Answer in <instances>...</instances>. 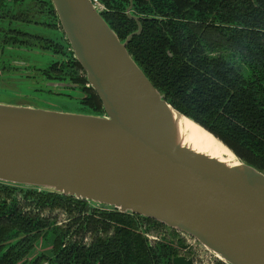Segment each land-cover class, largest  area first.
Listing matches in <instances>:
<instances>
[{"label": "water", "instance_id": "1", "mask_svg": "<svg viewBox=\"0 0 264 264\" xmlns=\"http://www.w3.org/2000/svg\"><path fill=\"white\" fill-rule=\"evenodd\" d=\"M51 2L103 113H85L76 100L47 94L45 87L56 82L40 91L32 87L37 79L2 77L0 183L151 219L196 239L224 264H264V171L152 85L127 51L141 33L139 19L138 31L121 41L92 0ZM183 119L235 161L191 147Z\"/></svg>", "mask_w": 264, "mask_h": 264}, {"label": "trees", "instance_id": "2", "mask_svg": "<svg viewBox=\"0 0 264 264\" xmlns=\"http://www.w3.org/2000/svg\"><path fill=\"white\" fill-rule=\"evenodd\" d=\"M99 1L106 8L102 17L121 41L137 30L125 14L129 0ZM132 11L143 17L142 31L129 42L127 51L152 85L174 109L221 140L241 160L264 171V0H133ZM56 22L51 0H0V43L14 40L29 47L25 54L45 57L29 64L39 76L26 75L28 82L54 80L48 73L61 72L67 65L65 58L79 66L72 52L52 53L59 55L57 59L41 53L54 42L55 33L50 34V30ZM42 30H48L45 38L30 32ZM16 56L7 54L9 59ZM30 68L0 59V70ZM83 92L84 98L75 101L81 110L102 114V103L94 90ZM15 188L41 208L75 203V208L68 210L70 215L83 210L87 213V207L92 206L73 197L0 183L6 198ZM101 209H92L82 221L80 217L73 219L75 234H83L85 228H99L104 234L90 246L70 241L62 248L65 234L59 232L50 256H32L37 238L45 240L49 233L47 222L31 211L23 212L14 199L9 203L0 199V264H185L171 245H148L138 226L143 221L156 224L154 221L113 208Z\"/></svg>", "mask_w": 264, "mask_h": 264}, {"label": "flooded vegetation", "instance_id": "3", "mask_svg": "<svg viewBox=\"0 0 264 264\" xmlns=\"http://www.w3.org/2000/svg\"><path fill=\"white\" fill-rule=\"evenodd\" d=\"M96 1L103 7L102 12L106 11V8L104 7V5L99 0H96ZM132 4H133V0H129V6L126 9L125 14L129 18V20H132L136 23V26H137L136 31H138V25H137V22L135 21V18L139 19L138 22L141 26V19H143V17L133 14ZM54 12H55V10H54ZM55 15H56V13H55ZM56 17H57V15H56ZM53 30L61 32L62 36H57V34H55L52 38L54 42L51 44H48L46 46L47 49L42 50L41 53L50 55L51 57H54V59H57L55 56H58V58H59V55H56V54H59L61 52L65 53L66 55L70 54L72 51L70 49V45H69L65 35L63 34V32L61 30V27H60V24L58 21V17H57L56 26ZM141 31H142V26H141ZM60 37H62V38H60ZM18 38L21 39L22 41H27L26 40L27 38H25V37L19 36ZM32 41L33 42H31V44H33L35 42V40H32ZM68 45H69V47H68ZM31 47H33V46H31ZM22 48L28 49L29 47L24 46V44L16 43L14 40H9L5 44L0 43V59L1 60L8 59V61H10L11 65H14L17 67H22V68L29 67L30 68L31 66H25V65H29L30 63L28 64L25 62H21L17 58L9 59V58H12V56L7 58L8 53H10L13 56L18 54L19 52L24 53L23 52L24 50H21ZM54 52L56 54H52ZM35 53H38V51H35ZM64 57H66V56L64 55ZM73 58L76 61L74 55H73ZM60 59H63V58H60ZM64 61L66 62L67 65L64 64V66L61 67L62 68L61 72H50V73H48V75L55 78L54 80H49V81L45 80V79L43 80L44 84L46 82H53V83L56 82L57 86L54 88H51V89L48 87H45V89H48V91H50V92L55 91L56 93H59L60 95H63V96L65 95L66 97L67 96L70 97V96L67 95V93L65 94V92H68V91L74 92V93L78 92L80 95L79 99H83L84 98V92L83 91L85 89L91 88L87 82L86 73L84 72V70L82 69V67L80 65H79L80 67L77 65H74V62L72 61V59L65 58ZM18 70H20L24 73L31 71L30 74H38L37 77L39 76V73L36 71L35 68H30V70L29 69H26V70L18 69ZM8 72H12V71L10 69H3V70L1 69L0 70V76L2 74L8 73ZM44 75H46V74H44ZM34 77H36V76H34ZM70 98H72V97H70ZM79 99L76 98V100H79ZM0 199H7V203H9L11 201V199H14L16 201L19 209H21L23 212L31 211L33 216H37L39 218V220L47 222V227L49 228L48 229L49 233L44 237L45 240H47V238L50 234L53 235L54 241L57 239L56 236L59 234V232L61 234L62 233L65 234L64 237L62 238V246H61L62 248H65L70 241L77 242L78 244H80L82 246L88 247V246H90V244L93 242V240L97 236H103L104 235L101 232V230H99V228L96 231L85 228L83 234H79V233L75 234L77 231V226L73 227V224H74L73 219L74 218L80 217L81 221H82V220H84V216H86V214H88L89 212H92V209H97V210H102V209H98V208H94V207L93 208L90 207V209H89V207H87V210H86L87 213H85L83 210V212H75V213H73V215H70V214H68V210L70 208H75V206H76L75 203L68 202L65 205L66 207L62 205L61 207L55 206L54 208H49V207L41 208V206L37 205V202H34V200L25 199V192L19 188H15L12 191V195L10 198H6V195L3 191L0 192ZM63 207H65V208H63ZM55 211H61L65 215L66 219H65L64 223L57 221L56 216H54V217L51 216V214L54 213ZM23 212H21V213H23ZM47 212L49 213V215H46ZM133 215H135V214H133ZM154 222L156 224L145 223L143 221V222L139 223V226H138V231L142 233L143 237L147 240V243L150 247L155 248L157 245L162 244V243L169 244L174 249L177 250L178 256L184 260L185 264H224V263L220 262L219 260H218V262L217 261L212 262L211 259L214 256H212L208 252L205 253L206 255H203V253H200L198 246L199 245L203 246V245L200 244L196 239H194L188 235H185V234H183L177 230H174L168 226L160 224L156 221H154ZM53 230H55V231H53ZM67 231H69V232L67 233ZM109 234L111 235L112 233L110 232ZM39 239H43V238L42 237L37 238V240H39ZM37 240H36V242H37ZM53 240L51 242V247H53V244H54ZM193 241H195L196 243L191 244ZM37 254H41V253L38 252V250L36 248V250H35L34 254H32V256L37 255ZM42 254H44V253H42ZM45 256L48 257L47 255H45Z\"/></svg>", "mask_w": 264, "mask_h": 264}, {"label": "rangeland", "instance_id": "4", "mask_svg": "<svg viewBox=\"0 0 264 264\" xmlns=\"http://www.w3.org/2000/svg\"><path fill=\"white\" fill-rule=\"evenodd\" d=\"M32 19H36V18H34V16L32 17ZM37 21H39V20H37ZM45 21H48V19H45ZM53 21V20H52ZM35 23V22H34ZM31 32V34L32 35H34V36H41V37H43V38H45V33H47L48 32V30H42L41 32H38V31H30ZM51 33H55V34H57V36H62V34H61V32H59V31H56V30H50V34ZM49 34V35H50ZM48 35V36H49ZM21 50H24L23 48L21 49ZM16 56V55H15ZM58 57V56H57ZM16 58L19 60V61H21V62H25V63H38V62H40V61H43L44 59H45V57H43V56H39V55H36V54H34V53H31V52H27V54H25V53H21V52H19L18 54H17V56H16ZM21 59V60H20ZM22 74H24V76H26V75H29L28 74V72H25V73H23L22 71H20V70H15V71H12V72H8V73H5V74H2L1 76H0V80H1V78L2 77H4V76H9V75H19V76H21ZM31 75V77H33V76H36V78H37V75L38 74H30ZM10 81L11 80H8V84H10ZM1 82V81H0ZM0 84H4V82H1ZM0 86H3V85H0ZM8 86H11V84L10 85H8ZM45 86V84L43 83V82H38L37 84L35 83V85L33 84L32 85V87L34 88H41L40 89V91H46V90H43L42 88ZM67 93V95H69L70 97H72L73 98V100H76V98L77 99H79L80 98V95H79V93L78 92H65V94ZM72 98H71V100H72ZM92 207V206H91ZM93 208V207H92ZM94 208H98L97 206H95ZM98 209H101V208H98ZM46 215H49V213L47 212L46 213ZM51 216L52 217H54V216H56V220L57 221H59V222H61V223H64L65 222V219H66V217H65V215L61 212V211H55L54 213H52L51 214ZM52 240H53V235L52 234H50L49 236H48V238H47V240H43V239H39V240H37V250H38V252H40V253H44L45 255H47V256H49V255H51L52 254V247H51V242H52Z\"/></svg>", "mask_w": 264, "mask_h": 264}, {"label": "bare ground", "instance_id": "5", "mask_svg": "<svg viewBox=\"0 0 264 264\" xmlns=\"http://www.w3.org/2000/svg\"><path fill=\"white\" fill-rule=\"evenodd\" d=\"M186 140L195 150L225 162L235 161L234 156L216 139L187 119L182 120Z\"/></svg>", "mask_w": 264, "mask_h": 264}, {"label": "built area", "instance_id": "6", "mask_svg": "<svg viewBox=\"0 0 264 264\" xmlns=\"http://www.w3.org/2000/svg\"><path fill=\"white\" fill-rule=\"evenodd\" d=\"M92 2L94 3V5H96L99 9H100V11L102 12V9H103V7L96 1V0H92ZM196 242L195 241H193L191 244H195ZM199 247V251H200V253H203V255H206L205 253L206 252H208L203 246H201V245H199L198 246ZM209 253V252H208ZM209 254H211V253H209ZM212 255V254H211ZM213 256V255H212ZM212 262L213 261H217L218 262V259L216 258V257H213L212 259ZM221 262V261H220Z\"/></svg>", "mask_w": 264, "mask_h": 264}]
</instances>
